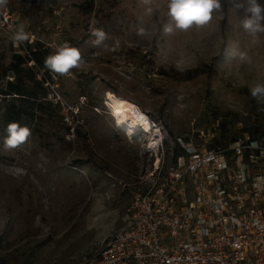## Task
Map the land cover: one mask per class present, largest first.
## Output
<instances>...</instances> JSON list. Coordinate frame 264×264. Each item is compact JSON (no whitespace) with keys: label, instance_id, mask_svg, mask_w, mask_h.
<instances>
[{"label":"rangeland","instance_id":"rangeland-1","mask_svg":"<svg viewBox=\"0 0 264 264\" xmlns=\"http://www.w3.org/2000/svg\"><path fill=\"white\" fill-rule=\"evenodd\" d=\"M167 5L7 0L0 6L16 31L23 26L34 38L19 50L11 39L16 31L0 27V86L15 81L9 70L15 54L35 77L29 83L35 99L21 121L31 136L5 149L7 135L0 134V264H85L122 225L139 176L155 154L142 135L129 141L115 126L104 105L108 90L139 104L160 125L168 156L180 151L181 139L205 141L202 130L208 139L214 136L208 146L243 133L264 135V103L249 91L264 83V33L252 44L240 26L243 11L224 0V11L207 25L164 36ZM140 27L146 35L137 34ZM95 29L106 33L99 47L91 42ZM64 44L81 50L80 66L70 70L76 80L44 67ZM234 49L247 52L252 63L234 59ZM46 79L58 83L59 102Z\"/></svg>","mask_w":264,"mask_h":264},{"label":"built area","instance_id":"built-area-1","mask_svg":"<svg viewBox=\"0 0 264 264\" xmlns=\"http://www.w3.org/2000/svg\"><path fill=\"white\" fill-rule=\"evenodd\" d=\"M14 23L0 15L1 28L15 32ZM44 84L59 102L56 80ZM200 135V143L181 139L173 156L163 134L148 149L155 159L140 174L122 225L85 264H264V135L243 133L217 146H208L214 136Z\"/></svg>","mask_w":264,"mask_h":264},{"label":"clouds","instance_id":"clouds-1","mask_svg":"<svg viewBox=\"0 0 264 264\" xmlns=\"http://www.w3.org/2000/svg\"><path fill=\"white\" fill-rule=\"evenodd\" d=\"M144 4L151 3V0H142ZM7 0H0V6L6 5ZM232 5L243 11L241 28L252 37V44H257L258 34L264 33V4L260 0H232ZM168 22L162 27L164 36L174 34L177 30L187 31L192 27L207 25L213 20L214 14L224 11V0H168L167 5ZM150 11V9H149ZM137 34L146 35L143 27L138 28ZM94 37L91 42L94 47H99L106 39L103 30L95 29L91 31ZM14 46H19L25 41H29V36L21 26L12 36ZM231 56L235 59L252 63V58L247 52L232 50ZM82 61L81 50L77 47L64 44L59 47L55 54L48 55L44 60V67L53 75L61 76L70 73V70L78 68ZM251 96L257 103H264V83H257L249 89ZM8 135L4 140L5 149H15L22 146L31 136V129L28 126H21L17 122H12L7 127Z\"/></svg>","mask_w":264,"mask_h":264},{"label":"trees","instance_id":"trees-1","mask_svg":"<svg viewBox=\"0 0 264 264\" xmlns=\"http://www.w3.org/2000/svg\"><path fill=\"white\" fill-rule=\"evenodd\" d=\"M33 59L39 65H42L41 58L38 57V52H32ZM25 59L20 54H15L14 62L10 65L9 70L15 74V81H8L5 88L0 86V134L8 135L7 127L12 122H17L21 126V121L24 117L29 116L28 108L30 101L35 99V94L30 92V82L34 81V75L31 71L25 69ZM5 74H0L1 77ZM10 98V100H8ZM4 109L1 107L2 102H6ZM18 102L19 104H16ZM253 136H261L252 134Z\"/></svg>","mask_w":264,"mask_h":264},{"label":"bare ground","instance_id":"bare-ground-1","mask_svg":"<svg viewBox=\"0 0 264 264\" xmlns=\"http://www.w3.org/2000/svg\"><path fill=\"white\" fill-rule=\"evenodd\" d=\"M71 79L76 80L74 73L69 74ZM104 105L110 111L114 124L129 141H134L139 136L146 140L144 147L155 148L162 139V133L154 128L149 116L141 106L125 96L113 91L105 92Z\"/></svg>","mask_w":264,"mask_h":264}]
</instances>
